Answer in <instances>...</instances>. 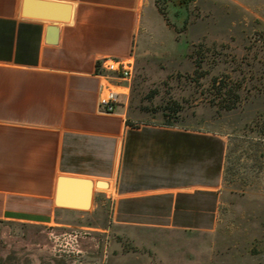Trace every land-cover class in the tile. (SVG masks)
I'll list each match as a JSON object with an SVG mask.
<instances>
[{
  "label": "crops",
  "instance_id": "obj_1",
  "mask_svg": "<svg viewBox=\"0 0 264 264\" xmlns=\"http://www.w3.org/2000/svg\"><path fill=\"white\" fill-rule=\"evenodd\" d=\"M157 1L0 0V221L74 229L111 206L115 227L216 230L227 139L135 124L129 81L115 113L99 105L100 63L135 57ZM63 177L93 182L89 209L84 187L58 195Z\"/></svg>",
  "mask_w": 264,
  "mask_h": 264
},
{
  "label": "rangeland",
  "instance_id": "obj_2",
  "mask_svg": "<svg viewBox=\"0 0 264 264\" xmlns=\"http://www.w3.org/2000/svg\"><path fill=\"white\" fill-rule=\"evenodd\" d=\"M190 13L181 35L162 14L145 27L127 110L227 139L216 230L115 227L111 206L73 216L74 229L0 221V264H264V0H196ZM174 102L179 115L165 111Z\"/></svg>",
  "mask_w": 264,
  "mask_h": 264
},
{
  "label": "built area",
  "instance_id": "obj_3",
  "mask_svg": "<svg viewBox=\"0 0 264 264\" xmlns=\"http://www.w3.org/2000/svg\"><path fill=\"white\" fill-rule=\"evenodd\" d=\"M100 76L104 83L101 88L100 108L106 114L115 113L119 105L120 92L114 80L132 82L135 73V57L129 59H106L100 63Z\"/></svg>",
  "mask_w": 264,
  "mask_h": 264
},
{
  "label": "trees",
  "instance_id": "obj_4",
  "mask_svg": "<svg viewBox=\"0 0 264 264\" xmlns=\"http://www.w3.org/2000/svg\"><path fill=\"white\" fill-rule=\"evenodd\" d=\"M196 0H158L157 8L159 12L164 16L168 25L172 26L176 33L181 35L190 22V6ZM170 7L173 11V19L168 18L167 8ZM179 23H182V28H178ZM223 97V95L221 96ZM223 100V98H218ZM222 103V102H221ZM235 105V104H233ZM165 111H168L172 115H179L183 112V109L179 106L177 102L170 104Z\"/></svg>",
  "mask_w": 264,
  "mask_h": 264
},
{
  "label": "water",
  "instance_id": "obj_5",
  "mask_svg": "<svg viewBox=\"0 0 264 264\" xmlns=\"http://www.w3.org/2000/svg\"><path fill=\"white\" fill-rule=\"evenodd\" d=\"M52 18L57 19L56 16H52ZM86 189V195L88 199V204L84 207V209L90 208V201L93 196V182L91 180L87 179H80V178H60L59 180V186H58V195L61 194L65 189H80V188Z\"/></svg>",
  "mask_w": 264,
  "mask_h": 264
}]
</instances>
